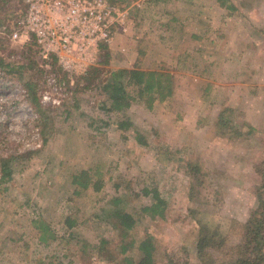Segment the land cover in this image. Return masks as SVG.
<instances>
[{
    "label": "rangeland",
    "instance_id": "obj_1",
    "mask_svg": "<svg viewBox=\"0 0 264 264\" xmlns=\"http://www.w3.org/2000/svg\"><path fill=\"white\" fill-rule=\"evenodd\" d=\"M189 3L126 0V31L107 45L109 64L94 63L100 78L135 61L171 74V96L152 109L136 103L125 112L147 147L137 145L132 130L124 141L112 123L104 125L115 116L100 108L106 100L100 78L90 84L83 77L66 79L57 63L55 71L42 74L43 127L17 83L25 78L0 73V87H6L0 92V162L14 156L11 179L1 182L0 176V264H110L105 250H83L82 243L109 239V258L116 257L118 231L103 221L101 209L113 194L125 193L114 184L128 179L138 187L158 186L169 202L166 218L152 223L157 264L166 256L197 264L191 243L200 223L238 236L251 220L260 184L254 168L264 158V0H197L204 8L200 15L191 14ZM12 5L21 9L19 0ZM3 32L0 27L5 62L31 63L24 55L27 43ZM28 55L42 64L40 54ZM45 91L57 102L43 101ZM84 170L99 189L90 185L75 194L74 177ZM92 213L98 220L89 218ZM69 215L78 220L71 227L65 223ZM36 218L56 235L48 244L36 237ZM142 229L138 225L133 234L141 237Z\"/></svg>",
    "mask_w": 264,
    "mask_h": 264
},
{
    "label": "trees",
    "instance_id": "obj_2",
    "mask_svg": "<svg viewBox=\"0 0 264 264\" xmlns=\"http://www.w3.org/2000/svg\"><path fill=\"white\" fill-rule=\"evenodd\" d=\"M110 1L129 7L125 5L126 0ZM19 2L21 9L18 11L15 7L13 9L12 0H0V13L2 15L0 27L4 31V34L5 32L10 33L13 30L16 21L23 14V0H19ZM15 5L17 6V3ZM227 8L235 9L233 6H227ZM130 17L131 15L128 16L127 25H129ZM172 19L176 18L172 17ZM2 40L6 41L4 36H2V39L0 38V51L3 50ZM24 48V55L31 59V63L27 65L11 64L5 62L0 55V73H17L20 77L25 78L24 81L21 79L17 80V83H20L24 88L27 100L39 114V121L44 127L47 126L44 120L47 108L39 100V82L42 74L55 71L53 70L54 65L57 66V64L54 57L44 60L40 59V56L38 58L42 61V64L40 62L37 64V61L28 55L29 52L34 56L39 54L33 40L27 42ZM111 54L112 52H110L107 45L101 44L96 56V62L108 65ZM46 65L50 68L45 69ZM95 65L90 66L79 77L64 72L65 78L74 77L80 79L83 77L86 83H93L100 78V74L98 73L99 68ZM28 69L31 72H28ZM100 79V85L98 86L101 87L106 97V100L101 101L100 108L108 113L112 112L115 116L113 122L110 121L104 123V125L112 123L120 132L124 141H127L129 138L127 132L132 130L136 133L135 141L137 145L147 147L146 137L134 127L133 122L125 112L136 103L143 104L148 109H152L156 101H162L171 96L174 91V81L171 74L159 69H142L138 62L135 61L130 68L120 66L108 70L106 74H101ZM13 85L15 84L9 86ZM85 87L88 86L86 85ZM5 90L6 87H0V92ZM119 114L120 117L118 116ZM230 128H232L231 125ZM40 133L43 142H45L44 128L41 127ZM12 157L14 156L3 158L0 162L1 182L11 179ZM254 170L260 177V184L254 194L256 206L252 210L251 220L244 225L238 236L223 233L217 226L209 228L208 225L200 223V228H196L197 235L194 236L191 243L193 245V252H195L194 255L198 257L197 264H264V158L259 161ZM97 175L99 176L98 172ZM91 182L89 172L86 170L75 175L73 183L76 187L73 193L80 194L83 190H87L90 185L95 191H98L99 185H96V183L91 184ZM114 186L116 190L123 186L125 193L116 192L110 199L106 200L105 205L107 208L101 209V217L104 218L103 221H107L118 231L117 243L114 245L117 252L116 257L109 258L110 255L107 252L108 250H106V247L111 242L109 239L102 238L93 246L83 241L82 249L86 250L89 247L94 252L98 251L101 254L105 250L107 253L105 258L110 264H157L155 233L152 229V223L157 219L166 218L169 208L168 200L161 194L158 186L148 187L144 185L138 187L136 180L131 182H129V179L127 181L123 180V183L117 182ZM141 197H148L149 202H141ZM94 217L99 218V214L92 213L89 218L94 219ZM77 221L70 215L65 219V223L69 227L77 224ZM31 223L33 229L38 231L36 237L39 242L48 244L50 239L54 240L56 238V235L42 218H36ZM138 225H142L143 227L141 237L133 234L135 227ZM187 262L176 260L173 256H166L164 260V264H189ZM41 263L42 261L39 264ZM69 263L71 264V262ZM57 264L63 263L58 262Z\"/></svg>",
    "mask_w": 264,
    "mask_h": 264
},
{
    "label": "built area",
    "instance_id": "obj_3",
    "mask_svg": "<svg viewBox=\"0 0 264 264\" xmlns=\"http://www.w3.org/2000/svg\"><path fill=\"white\" fill-rule=\"evenodd\" d=\"M129 8L110 0H23V14L9 37L34 41L42 59L54 57L69 75L84 74L94 65L100 45L125 32ZM54 85V77L47 78ZM42 100L55 103L44 92Z\"/></svg>",
    "mask_w": 264,
    "mask_h": 264
},
{
    "label": "crops",
    "instance_id": "obj_4",
    "mask_svg": "<svg viewBox=\"0 0 264 264\" xmlns=\"http://www.w3.org/2000/svg\"><path fill=\"white\" fill-rule=\"evenodd\" d=\"M179 2H180V0H178ZM191 1V3L192 4H190V6H193V9H191V14L192 15H195V13L194 12H197V14H204V8H202V7H200L199 9H198V7H199V5L198 4H196L197 3V0H190ZM193 1V2H192ZM191 17V16H190ZM198 21H201V20H198ZM206 25V24H205ZM193 34L194 33H197V32H192ZM190 34V35H193V34Z\"/></svg>",
    "mask_w": 264,
    "mask_h": 264
}]
</instances>
